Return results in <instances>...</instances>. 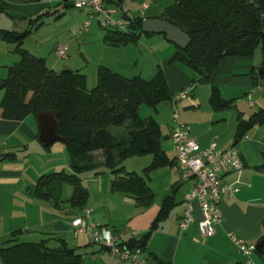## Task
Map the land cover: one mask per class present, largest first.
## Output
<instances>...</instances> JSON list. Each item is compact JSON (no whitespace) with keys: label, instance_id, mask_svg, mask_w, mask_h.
<instances>
[{"label":"crops","instance_id":"obj_1","mask_svg":"<svg viewBox=\"0 0 264 264\" xmlns=\"http://www.w3.org/2000/svg\"><path fill=\"white\" fill-rule=\"evenodd\" d=\"M111 2L104 0L103 3L105 7L113 8ZM51 4L58 8H69L54 0H0V32L21 34L29 31L22 39L21 49L33 57L41 58L45 66L54 72L64 69L81 72L79 69H72L74 67L69 65V59L62 63L51 60L49 51L53 53L54 48L60 45L52 41V37L39 36L42 21L36 28L29 27L28 22L37 15L45 11L50 13L48 8ZM148 9L146 6L145 10ZM53 11L58 13L57 8ZM81 11L84 16L78 18L80 22L83 21L82 26L88 20L89 11L78 10ZM161 12L149 16L142 13L141 19L156 18ZM123 14L125 18L131 17L129 11ZM123 14L119 17L125 20ZM31 39L38 42L30 45L32 47L29 49L26 46L29 42L24 40ZM136 52L139 56L150 55L151 62L148 59L145 67V76L148 77H142L143 80H150L159 68L171 99L180 91L189 90L187 96L176 100L174 106L178 110L179 121L188 128L189 137L200 148L213 145L215 149L223 150L233 144L239 153L242 169L222 178L223 183L235 187L237 192L232 197H221L218 206L221 224L212 230L209 237L202 238L196 227V222L199 221L198 208L196 204H192L194 222L184 232L178 231V220L185 209L183 197L191 189L193 182L181 181L176 165L158 168L148 174L147 184L152 192V199L144 208L137 207L132 199L121 193L109 192L112 175L101 165L100 152L93 153L96 169L79 176L87 191V199L82 208L69 204L72 187L60 181H53L43 187L42 192L48 197L47 200L36 199L33 197V189L41 176L68 173L69 169L62 143L51 144L47 151L42 148L37 141L35 117L27 116L21 121L0 119V144H4L0 146V248L14 233L17 242H36L46 238L50 248L57 246L55 239L62 240L75 250L83 264H126L109 256L84 235H74L70 227L71 220L87 209L90 211L87 222L99 224L112 234L127 235L133 232L134 238L138 239L148 230L165 197L171 207L167 217L150 234L145 252L142 253L144 259L145 254L150 253L163 264H243L244 258L236 251L226 234L232 233L247 245L264 237V173L256 171L264 154V128L261 125L254 126L243 136L245 138L234 141L237 114L246 119L254 113L251 111L254 107L251 98L255 96L251 90V60L240 57L223 58L205 85L195 86L192 72L180 69L176 63H170L175 49L171 50L169 44H164L158 51L145 47L142 54L139 50ZM18 58L14 45L0 40V81L6 77L7 68L16 63ZM112 59L108 64H97L122 77L126 76L122 73L127 64L125 54L117 52ZM84 76L87 89V75ZM211 88H215L223 100H233V107L226 111H212L208 105ZM240 95L246 98L247 103L242 100L235 103ZM169 101L164 103L166 109L160 103L150 109V114L144 112L147 115H140L139 108L138 116L155 120L162 140L160 148L172 160L174 153L169 140ZM150 160V156L131 157L122 160L120 165L127 172L139 174ZM251 256V264H264L257 254L256 260Z\"/></svg>","mask_w":264,"mask_h":264},{"label":"trees","instance_id":"obj_2","mask_svg":"<svg viewBox=\"0 0 264 264\" xmlns=\"http://www.w3.org/2000/svg\"><path fill=\"white\" fill-rule=\"evenodd\" d=\"M54 1L70 7L68 0ZM120 3L118 0L116 5ZM49 14L45 11L37 15L28 22L29 27L40 26L42 18ZM156 18L176 27L189 38L183 49L172 44L175 54L170 63L194 73L198 83L208 81L221 59H251L258 47L261 61L257 68H252L250 75L253 87H264V0H171ZM141 21L140 17H126L123 32L104 28L103 44L112 48L123 47L134 44L139 35L150 36L140 32ZM28 32H0V40L13 44L19 57L7 68L6 77L0 81V119L21 121L40 112L55 113L57 135L66 140L62 145L69 169L68 173L41 176L34 186L33 197L47 200L43 187L60 181L72 187L69 204L82 208L87 191L79 176L96 169L93 153L100 152L101 165L112 175L109 192L123 194L137 207L147 206L152 199L147 184L148 174L155 169L175 165L174 159L170 160L160 148L161 135L155 120L138 116L140 106L153 109L171 99L161 70L157 68L150 80H143L138 76L124 78L98 66L95 85L87 90L85 76L80 71L64 69L54 72L41 58L21 49L22 39ZM208 105L214 112L226 111L233 107V100H223L218 91L211 88ZM236 119L234 141L238 142L254 126L264 123V107L246 119L237 114ZM112 128H123V131L113 135L110 132ZM144 156H150L151 160L140 174L127 172L120 165L124 159ZM256 171L264 173V154ZM170 207L171 203L165 197L148 230L138 239L128 241V247L138 248L144 253L150 234L167 217ZM14 235L11 234L0 248L1 264H83L75 250L62 240L55 239L57 246L50 248L46 238L36 242H17ZM259 257L264 263V259ZM145 260L151 264H163L150 253L145 254Z\"/></svg>","mask_w":264,"mask_h":264},{"label":"built area","instance_id":"obj_3","mask_svg":"<svg viewBox=\"0 0 264 264\" xmlns=\"http://www.w3.org/2000/svg\"><path fill=\"white\" fill-rule=\"evenodd\" d=\"M69 5L76 10L89 11L88 20L76 31L75 37L80 36L82 31L89 27L91 20H95L102 29L111 27L121 32L125 31V20L116 16L117 12L114 8L105 7L102 0H70ZM145 9L146 5H143L140 18ZM53 53L57 58L62 59L65 56L66 47L56 46ZM188 91V89L180 91L174 99L169 101L171 109L169 140L175 165L180 173L181 181L193 182L191 189L183 197L185 209L178 220L177 228L182 233L194 222L192 204H196L199 212L196 227L200 236L206 238L212 234L215 227L221 224L218 207L221 197H232L237 192L235 187L223 183L222 178L239 172L242 169V162L233 144L223 150L215 149L213 145L200 148L189 137L188 128L179 121V114L174 106L176 100L187 96ZM243 138L245 137L241 139ZM89 213V210L84 209L80 216L71 220L70 227L74 235H84L92 244L104 249L109 256L120 262L146 264L138 248L128 247V241L134 238L133 232L127 235L112 234L99 224L87 222ZM226 237L244 258L243 264H251L250 256L253 246H248L232 233H227Z\"/></svg>","mask_w":264,"mask_h":264},{"label":"rangeland","instance_id":"obj_4","mask_svg":"<svg viewBox=\"0 0 264 264\" xmlns=\"http://www.w3.org/2000/svg\"><path fill=\"white\" fill-rule=\"evenodd\" d=\"M111 1L114 3L111 5L116 10V16L118 15L117 17L123 13H126V11H129V15L134 18L139 16V11L143 5H146L149 8L148 10L143 11L144 15L149 16L152 13H160L164 7L171 3V0H121V3L116 5L118 0ZM55 6V4H51V7L48 8L51 14L42 18L43 24L41 25L39 36L52 37V41H55V43L59 44L60 46H65L67 48L64 59H57L51 51H49L48 55H50L52 61L59 63L69 59V65L74 67L72 69H79L84 75H87L88 90H90L95 85V70L98 66L97 63L108 64V62H112V58L116 56L117 52L125 54V63L127 64L124 66V71L122 72L123 75H126L124 77L129 79L133 76L140 75L141 78H145L148 77L145 76V71L147 70L145 67H147L146 65L148 59L151 62L150 55L144 54L143 56H139L136 51L139 50L142 54V51L145 50V47H150L152 51H158L162 46H164V44H169L171 50L174 48V46L171 43L165 41L161 35H139L137 41L134 44L127 45V47H107L102 42V36L104 33L103 29L95 22V20H91L89 27L85 31H82L80 36L75 37L76 31L81 28V23L83 22H80V18H78V16H84V12H78V10L73 9L72 7L62 8V6L59 5L60 7L58 8V6ZM54 8H57L58 13L53 11ZM48 41L49 40H47V42ZM24 42H29V44L26 46L30 49V47H32L34 43H37L38 40L31 39L24 40ZM42 48L44 49L45 46ZM250 60L252 67L257 68L259 66L261 54L258 47L255 49ZM143 68H145V70L142 71ZM180 69L188 71L182 66H180ZM58 71L59 70L56 72ZM140 71H142V73L138 74ZM194 76L195 77L193 78V81L195 83L193 82V84L195 86L205 85L198 83L197 76L195 74ZM251 90L255 93L253 99L251 98V101L254 105L251 111L256 112L258 108L264 107V87L258 85L257 87H253ZM1 95L2 90H0V96ZM241 100L247 103L246 98L242 97L241 95L238 97L237 101L235 100V103L241 102ZM160 106H162V108L167 107L164 103H161ZM169 110L171 112V109ZM144 112L150 114V108L140 106L139 114L147 115ZM261 126L264 128V123H262ZM122 131L123 128L110 129V132L113 135H116ZM255 243L256 242H253L248 246H253ZM251 258L254 260L257 259V256L254 252H252ZM146 264H150V262H146Z\"/></svg>","mask_w":264,"mask_h":264},{"label":"water","instance_id":"obj_5","mask_svg":"<svg viewBox=\"0 0 264 264\" xmlns=\"http://www.w3.org/2000/svg\"><path fill=\"white\" fill-rule=\"evenodd\" d=\"M140 32L142 34L162 35L165 41L173 44L179 49L185 48L189 43V38L179 29L157 18L143 19L140 25ZM34 117L37 125V141L42 148H47L55 142L62 144L66 142L65 139L57 135L58 123L55 118V113L40 112ZM253 252L264 259V238L253 245Z\"/></svg>","mask_w":264,"mask_h":264},{"label":"flooded vegetation","instance_id":"obj_6","mask_svg":"<svg viewBox=\"0 0 264 264\" xmlns=\"http://www.w3.org/2000/svg\"><path fill=\"white\" fill-rule=\"evenodd\" d=\"M264 238V237H263Z\"/></svg>","mask_w":264,"mask_h":264}]
</instances>
